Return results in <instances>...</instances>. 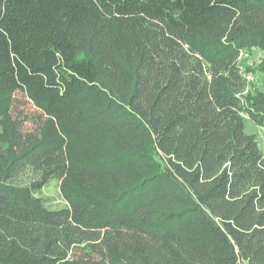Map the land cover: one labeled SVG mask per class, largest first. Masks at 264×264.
I'll use <instances>...</instances> for the list:
<instances>
[{"label":"trees","instance_id":"1","mask_svg":"<svg viewBox=\"0 0 264 264\" xmlns=\"http://www.w3.org/2000/svg\"><path fill=\"white\" fill-rule=\"evenodd\" d=\"M253 49L264 0H0V264H264Z\"/></svg>","mask_w":264,"mask_h":264},{"label":"rangeland","instance_id":"2","mask_svg":"<svg viewBox=\"0 0 264 264\" xmlns=\"http://www.w3.org/2000/svg\"><path fill=\"white\" fill-rule=\"evenodd\" d=\"M264 52L253 49L249 52H242L237 64L245 73L247 81V89L245 93H254V90L264 91V73L261 72L259 65L263 61ZM246 69H248L246 71ZM11 117L16 125V142L17 150L27 144L31 138L37 137L45 120L41 112L26 98L22 93H16L13 97L11 105ZM246 131L249 134L257 136L260 147L264 142V127H257L253 123L247 121ZM30 177H22L20 182L29 184ZM40 195L50 208L61 207L65 204L63 195L59 191L58 183L50 181L44 186Z\"/></svg>","mask_w":264,"mask_h":264}]
</instances>
